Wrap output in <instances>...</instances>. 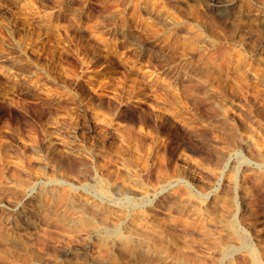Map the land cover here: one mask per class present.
Masks as SVG:
<instances>
[{"label": "rangeland", "instance_id": "rangeland-1", "mask_svg": "<svg viewBox=\"0 0 264 264\" xmlns=\"http://www.w3.org/2000/svg\"><path fill=\"white\" fill-rule=\"evenodd\" d=\"M221 1L0 0V264H264V0Z\"/></svg>", "mask_w": 264, "mask_h": 264}, {"label": "bare ground", "instance_id": "bare-ground-1", "mask_svg": "<svg viewBox=\"0 0 264 264\" xmlns=\"http://www.w3.org/2000/svg\"><path fill=\"white\" fill-rule=\"evenodd\" d=\"M229 4L226 2H223L221 0H213L212 3V7L213 9L218 13V14H222V15H230V11L231 8H229L228 6ZM232 13V12H231ZM238 208H239V204L238 207L236 208V217H237V213H238ZM235 217L234 220V226H235V233L237 235V238L239 239V247H244V246H248L249 245V235L247 233H245L239 226L238 221ZM237 248V246H227L223 249V257L226 258L227 256H229L231 253L234 252V250ZM73 251V250H72ZM69 252H67L65 255H67ZM63 257V256H62ZM65 258V257H64ZM66 259V258H65ZM253 264H261V262L258 260V258L253 255ZM70 261V260H69ZM222 264V263H220Z\"/></svg>", "mask_w": 264, "mask_h": 264}]
</instances>
